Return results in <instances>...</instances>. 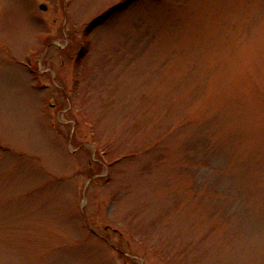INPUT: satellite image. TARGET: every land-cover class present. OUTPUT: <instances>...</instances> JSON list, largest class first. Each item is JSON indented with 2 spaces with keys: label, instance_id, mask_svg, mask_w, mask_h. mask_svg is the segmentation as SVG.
Here are the masks:
<instances>
[{
  "label": "rangeland",
  "instance_id": "rangeland-1",
  "mask_svg": "<svg viewBox=\"0 0 264 264\" xmlns=\"http://www.w3.org/2000/svg\"><path fill=\"white\" fill-rule=\"evenodd\" d=\"M121 1L0 0V264H264V0Z\"/></svg>",
  "mask_w": 264,
  "mask_h": 264
},
{
  "label": "trees",
  "instance_id": "trees-1",
  "mask_svg": "<svg viewBox=\"0 0 264 264\" xmlns=\"http://www.w3.org/2000/svg\"><path fill=\"white\" fill-rule=\"evenodd\" d=\"M129 1L130 0H124V1L122 0L121 2L111 6L104 13H100L95 18H93L89 22L88 26H95L97 24L104 22V20H106L108 17L112 16L120 8H124V6H126Z\"/></svg>",
  "mask_w": 264,
  "mask_h": 264
},
{
  "label": "water",
  "instance_id": "water-1",
  "mask_svg": "<svg viewBox=\"0 0 264 264\" xmlns=\"http://www.w3.org/2000/svg\"><path fill=\"white\" fill-rule=\"evenodd\" d=\"M40 8H41V9H45L46 7H45V5L41 4V5H40Z\"/></svg>",
  "mask_w": 264,
  "mask_h": 264
}]
</instances>
